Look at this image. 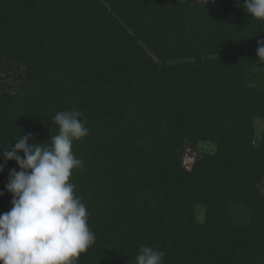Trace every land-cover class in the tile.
<instances>
[{"label": "trees", "instance_id": "obj_1", "mask_svg": "<svg viewBox=\"0 0 264 264\" xmlns=\"http://www.w3.org/2000/svg\"><path fill=\"white\" fill-rule=\"evenodd\" d=\"M244 3L0 0V148L49 144L60 111L89 129L70 182L96 240L78 264H136L142 245L163 264H264V21Z\"/></svg>", "mask_w": 264, "mask_h": 264}, {"label": "clouds", "instance_id": "obj_2", "mask_svg": "<svg viewBox=\"0 0 264 264\" xmlns=\"http://www.w3.org/2000/svg\"><path fill=\"white\" fill-rule=\"evenodd\" d=\"M209 2L203 0L204 6ZM243 8L251 19L264 21V0H245ZM257 44L258 61L264 62V40ZM82 115L78 110L57 112L54 122L59 132L47 145L30 146L33 136L27 134L20 135L14 146L0 148L4 157L0 172L8 161L20 169L9 172L5 185L12 207L0 214V264H78L80 255L95 244L86 205L70 182L73 170L84 166L72 151L74 141L89 135ZM165 255L142 245L136 264H163Z\"/></svg>", "mask_w": 264, "mask_h": 264}, {"label": "rangeland", "instance_id": "obj_3", "mask_svg": "<svg viewBox=\"0 0 264 264\" xmlns=\"http://www.w3.org/2000/svg\"><path fill=\"white\" fill-rule=\"evenodd\" d=\"M215 149V145L212 143H202L198 146L197 151L196 150H190L187 151L183 157V166L186 169H190L191 166L193 165V162L195 161V157L196 155L200 152V151H208V152H212ZM199 151V152H198ZM264 191V188H263Z\"/></svg>", "mask_w": 264, "mask_h": 264}]
</instances>
